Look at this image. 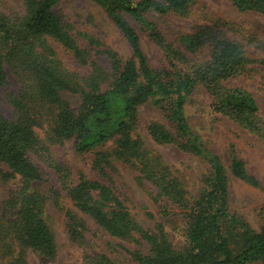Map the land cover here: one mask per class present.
I'll use <instances>...</instances> for the list:
<instances>
[{
	"label": "trees",
	"instance_id": "obj_1",
	"mask_svg": "<svg viewBox=\"0 0 264 264\" xmlns=\"http://www.w3.org/2000/svg\"><path fill=\"white\" fill-rule=\"evenodd\" d=\"M67 1L75 0H21L19 7L0 0V91L9 72L18 84L15 92L4 91L13 117L0 112V264H29L31 254L42 263L56 259L51 207L82 249L84 264H264V205L257 208V226L230 205V175L260 188L258 178L233 145L226 167L186 111L189 98L203 89L214 112L264 143V115L254 94L232 83L264 79V37L214 15L201 0H80L99 6L117 27L130 49L125 57L97 35L77 30L59 10ZM230 2L264 16V0ZM167 13L198 21L189 31L163 32L150 15ZM128 17L161 50L157 67ZM246 46L262 56L250 57ZM66 94L77 96L76 108ZM144 106L163 118L143 125L153 142L207 164L195 193L142 137ZM69 140L77 152L92 153L96 178L74 173L58 158L57 147ZM120 168L134 171L156 203L161 220L152 227L129 210ZM167 223H181V244L171 239ZM102 231L118 240L131 262L122 253L94 249L88 233Z\"/></svg>",
	"mask_w": 264,
	"mask_h": 264
},
{
	"label": "rangeland",
	"instance_id": "obj_2",
	"mask_svg": "<svg viewBox=\"0 0 264 264\" xmlns=\"http://www.w3.org/2000/svg\"><path fill=\"white\" fill-rule=\"evenodd\" d=\"M205 3L208 10L225 20L238 23L246 28L256 30L264 37V16L252 11L241 12L230 0H201ZM14 6L19 7L21 0H11ZM62 14L71 21L77 30L88 31L100 37L108 45L118 50L123 56L127 57L130 53L126 39L117 29V27L106 17L104 11L94 3L84 1H67L59 5ZM150 18L157 24L163 32L176 30L178 32L189 31L194 27L198 20L194 18H182L174 13L164 15L154 14ZM130 23L138 30L142 49L153 67L161 63V50L141 32L137 24L128 17ZM84 43V42H82ZM246 53L253 58L262 56L261 52L253 47L246 46ZM67 65L75 68L74 62L69 57L64 56ZM235 85H241L249 89L255 96L261 112L264 115V79L255 81L235 80ZM18 88L17 80L10 72L8 74V84L4 90L0 91V112L8 118L13 117V109L7 102L4 91L15 92ZM74 108L77 107V96L66 94ZM186 111L194 130L199 133L207 142L209 147L218 153L222 162L227 167L229 164V145H233V151L244 159L246 165L259 182L260 188L253 187L230 175V205L233 211L243 215L253 226L258 225L257 208L264 205V143L260 142L253 134L240 128L225 116L216 113L211 107V97L203 90L197 89L189 98ZM142 126L140 132L147 145L158 151L164 160L173 168L180 171L187 181L188 188L195 193L200 187L201 174L206 170L207 164L196 156L186 154L178 150L175 146L169 144H156L147 135L145 126L149 120L158 118L163 120L161 113L153 106H144L141 112ZM111 143H108V146ZM58 158L65 162L75 173L82 170L88 177L96 178V173L91 168L92 153H79L75 150L73 140L67 141L63 146L57 147ZM124 183V191L130 196L126 204L132 214L146 227H152L155 219H160L158 207L154 201L147 195L135 180L136 173L130 169L120 168ZM153 188L151 185L147 184ZM2 195L4 189L0 188ZM70 205V201H65ZM144 206V207H143ZM145 212H150L154 218L146 216ZM49 220L53 226L57 238L58 255L56 259L42 263L41 260L31 254L29 264H84L82 258V249L72 243L65 233L61 215L52 207L49 209ZM181 223L174 225L167 223L166 228L171 239L181 244L183 242ZM92 229L96 226L91 224ZM93 231V230H92ZM90 242L94 249L105 252L112 257L121 256L122 253L126 259L131 262L127 252L118 245V240L105 232L88 233ZM127 248L132 249V244H125ZM137 264V263H132Z\"/></svg>",
	"mask_w": 264,
	"mask_h": 264
}]
</instances>
